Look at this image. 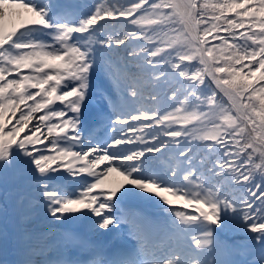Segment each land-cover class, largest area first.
I'll use <instances>...</instances> for the list:
<instances>
[{"label":"snow or ice","instance_id":"6c2138e0","mask_svg":"<svg viewBox=\"0 0 264 264\" xmlns=\"http://www.w3.org/2000/svg\"><path fill=\"white\" fill-rule=\"evenodd\" d=\"M95 71L110 85L111 136L86 143ZM113 173L123 180L110 186ZM9 175L18 206L60 223L90 215L98 235L120 238L124 226L134 240L110 255L33 229L21 264H234L216 253L236 226L258 246L250 264H264V0H0ZM153 201L159 214L135 207Z\"/></svg>","mask_w":264,"mask_h":264},{"label":"trees","instance_id":"16d2710c","mask_svg":"<svg viewBox=\"0 0 264 264\" xmlns=\"http://www.w3.org/2000/svg\"><path fill=\"white\" fill-rule=\"evenodd\" d=\"M249 233L246 231L236 241L238 247L233 251V256H237L240 260V264H250V262L259 255L258 246L255 248L249 238Z\"/></svg>","mask_w":264,"mask_h":264},{"label":"rangeland","instance_id":"374dc122","mask_svg":"<svg viewBox=\"0 0 264 264\" xmlns=\"http://www.w3.org/2000/svg\"><path fill=\"white\" fill-rule=\"evenodd\" d=\"M65 0H59V2H61V3H63ZM66 1H68V2H66V3H72V4H80V5H84V6H88V5H91L92 3H94V0H66ZM121 55L123 56V55H125V53H124V51H123V49H121ZM114 118V117H113ZM14 121V120H13ZM118 127H120V126H118ZM111 135H109V137H110ZM105 167V165H101L100 166V168L98 169V170H102L103 168ZM116 176H119L118 174H116V173H114ZM11 178V177H10ZM119 178H120V181H122L123 180V177H121V176H119ZM6 198L8 199V200H10L11 202H15V199H13L12 197H10L9 195H6ZM154 202V201H153ZM155 203V202H154ZM156 204V203H155ZM141 205H145V204H141ZM148 205H150L149 204V202H148ZM156 206H158L159 207V205L158 204H156ZM165 207H167V206H165ZM174 207H176V208H179L180 210H182V211H191V209H184V208H182L179 204H177V205H175ZM160 208V207H159ZM160 213V212H159ZM231 234H232V232H234V229L233 230H231V231H229ZM225 238H223V237H221V240H222V247H221V249L217 252V253H219L220 255H221V257L219 258V259H224V260H229V259H227L226 258V256L225 255H223L222 253H221V251L223 252V253H225V254H227V253H229L230 251H231V249H230V245H229V243L227 242V239H225ZM216 253V254H217ZM230 261V260H229Z\"/></svg>","mask_w":264,"mask_h":264},{"label":"bare ground","instance_id":"6f19581e","mask_svg":"<svg viewBox=\"0 0 264 264\" xmlns=\"http://www.w3.org/2000/svg\"><path fill=\"white\" fill-rule=\"evenodd\" d=\"M85 114H89L88 111L86 110ZM85 117H88L85 115ZM114 182H117L116 181V176L115 178L112 177V175L109 177V184H113Z\"/></svg>","mask_w":264,"mask_h":264}]
</instances>
